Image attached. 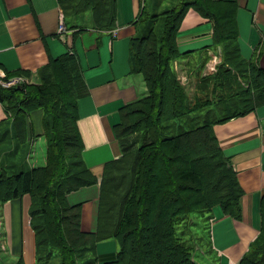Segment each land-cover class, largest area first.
Returning <instances> with one entry per match:
<instances>
[{
	"label": "trees",
	"instance_id": "obj_1",
	"mask_svg": "<svg viewBox=\"0 0 264 264\" xmlns=\"http://www.w3.org/2000/svg\"><path fill=\"white\" fill-rule=\"evenodd\" d=\"M164 1L168 6L159 11ZM141 2L131 59L148 94L121 111L115 133L122 155L105 168L97 232L83 230L82 205L69 201L72 192L98 183L83 158L78 130V103L88 89L77 57L51 59L39 72V84H0V104L9 114L0 123V204L31 196L36 264H100L97 245L110 240L120 250L105 264H199L192 215L204 220L220 206L234 219L242 217L244 192L214 132L215 125L264 104V71L239 55L237 5ZM61 6L67 20L89 15L85 30L115 27V0H61ZM191 9L214 23L215 42L224 47L223 64L216 75L200 79L203 97L194 102L173 67L181 57L178 33ZM22 74L28 75L6 78ZM37 110L45 113L47 164L32 168L25 160L27 123ZM261 212L260 235L239 264H264V197ZM207 245L209 253V237Z\"/></svg>",
	"mask_w": 264,
	"mask_h": 264
},
{
	"label": "crops",
	"instance_id": "obj_2",
	"mask_svg": "<svg viewBox=\"0 0 264 264\" xmlns=\"http://www.w3.org/2000/svg\"><path fill=\"white\" fill-rule=\"evenodd\" d=\"M116 23L110 31L83 28L89 15L66 19L61 0H0V71L26 73L27 84L40 83V70L51 59L74 54L82 70L88 96L78 103V127L83 158L98 183L72 192V205H82V228L97 232L100 184L106 166L122 155L115 129L122 109L148 94L144 76L132 71L131 41L139 34L137 21L141 0H115ZM222 1V0H220ZM237 5L238 51L240 58L264 71V0H223ZM65 21L67 31L60 35ZM67 20V23H66ZM214 23L191 9L184 18L177 43L181 57L173 63L193 102L203 97L200 79L218 73L224 47L214 39ZM216 67L213 73L210 69ZM44 111L33 112L28 121L27 163L32 168L47 164ZM0 104V123L8 120ZM216 138L237 173L243 189L240 220L222 207L209 216L210 264H239L260 235L261 204L264 197V104L241 117L214 126ZM38 142L45 156L35 158ZM30 195L0 204V264H36V234L32 228ZM115 240L100 242V264L114 261L119 252ZM208 253V251H207ZM215 257V258H214Z\"/></svg>",
	"mask_w": 264,
	"mask_h": 264
},
{
	"label": "rangeland",
	"instance_id": "obj_3",
	"mask_svg": "<svg viewBox=\"0 0 264 264\" xmlns=\"http://www.w3.org/2000/svg\"><path fill=\"white\" fill-rule=\"evenodd\" d=\"M156 1V0H155ZM166 2V1H164ZM166 6H168V2H166L164 4V6L162 7L161 10L159 11H162L163 9L166 8ZM159 8V7H158ZM174 67V65H173ZM11 78H15L17 79L18 77L16 75H14L13 77ZM38 146L35 148V158H37L39 161H41L40 163L43 162V157L45 156V152H44V149H43V144L38 142L37 144ZM193 217V215H192ZM191 217V222L193 223L192 226L195 227V231H196V239L197 238H200V239H197L196 240V250L194 252V256L196 258V261L199 263V264H210V260H211V252L207 253L208 251V245H207V240H208V237L210 235V224L208 223L209 222V217L208 215L204 218L203 220V217H199V216H195L193 217L192 219ZM215 258V257H214ZM51 264H60L58 260L52 262Z\"/></svg>",
	"mask_w": 264,
	"mask_h": 264
},
{
	"label": "built area",
	"instance_id": "obj_4",
	"mask_svg": "<svg viewBox=\"0 0 264 264\" xmlns=\"http://www.w3.org/2000/svg\"><path fill=\"white\" fill-rule=\"evenodd\" d=\"M58 31H59L58 34H60V35L65 34V32L67 31V27H66V24H65V21L63 20V18H62V20L60 22ZM210 70L213 73H215L216 72V67H211ZM6 77H7V75L4 74V72L0 71V84L2 86H4L5 88H11V87L16 86L18 84L25 83V80L22 77H18L17 79H15V78L8 79Z\"/></svg>",
	"mask_w": 264,
	"mask_h": 264
}]
</instances>
